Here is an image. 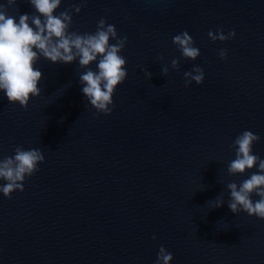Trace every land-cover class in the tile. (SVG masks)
Returning <instances> with one entry per match:
<instances>
[{"label": "water", "instance_id": "1", "mask_svg": "<svg viewBox=\"0 0 264 264\" xmlns=\"http://www.w3.org/2000/svg\"><path fill=\"white\" fill-rule=\"evenodd\" d=\"M79 2L62 0L56 14ZM7 12L18 22L35 10L17 0ZM102 17L127 37L110 115L83 95L78 61L41 57V95L26 109L0 92V159L17 146L45 157L23 192L0 193V264H155L160 246L170 264H264V219L227 205V184L257 170L229 175L235 138L257 134L253 154L264 159V0H87L70 31L94 33ZM218 29L236 35L213 42ZM185 31L195 61L172 42ZM194 66L204 82L185 87ZM218 195L224 204L212 208Z\"/></svg>", "mask_w": 264, "mask_h": 264}, {"label": "clouds", "instance_id": "2", "mask_svg": "<svg viewBox=\"0 0 264 264\" xmlns=\"http://www.w3.org/2000/svg\"><path fill=\"white\" fill-rule=\"evenodd\" d=\"M62 0H28L34 8V14H19L17 18L8 15L7 8L17 3V0H7V6L0 4V92L5 93L10 104L18 103L27 108L31 97L41 95L38 84L42 72L35 67L37 61L43 57L52 63L71 64L78 61V66L85 69L79 75L82 93L97 113L110 115L113 108V95L118 85L122 84L128 73L125 68L126 59L119 53L127 43V37H120L114 25L107 24L102 17L97 22L94 33L70 31L73 24V13L79 14L86 6L87 0H80L56 14ZM235 31L227 35L223 29L217 32L209 31L211 41L224 42L235 37ZM114 40L115 43H110ZM173 44L181 53V58L195 61L200 55L199 48L187 31L175 35ZM219 56L227 59V49H221ZM160 61L164 57H158ZM97 62V70L89 66ZM180 58L171 60V68L179 71ZM146 77L151 79L152 73L142 69ZM167 66L161 69L166 76ZM204 69L194 66L191 71L184 72L185 87L193 81L197 85L204 82ZM111 106V107H110ZM260 137L252 131L245 130L233 141L232 148L235 159L228 164L229 175L244 174L254 167L255 172L238 185L229 182L228 208L234 213L241 211L249 216L264 219V159L253 154V146ZM41 149L25 150L23 146L14 149L13 156L0 159V193L9 199L14 191H24L26 178L39 171L38 165L44 162ZM259 197L253 200L252 196ZM212 208L223 206L222 196H217ZM209 202V201H208ZM153 239H156L153 236ZM173 255L164 246H160L155 264H170Z\"/></svg>", "mask_w": 264, "mask_h": 264}]
</instances>
